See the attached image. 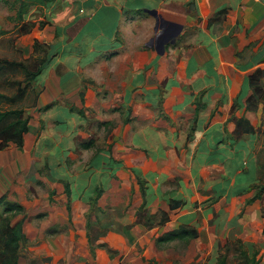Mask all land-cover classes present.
Returning <instances> with one entry per match:
<instances>
[{"label":"crops","instance_id":"crops-1","mask_svg":"<svg viewBox=\"0 0 264 264\" xmlns=\"http://www.w3.org/2000/svg\"><path fill=\"white\" fill-rule=\"evenodd\" d=\"M34 8L47 23L21 38L42 39L50 55L15 106L30 116L22 148L0 150V170L29 177L14 190L0 183V195L23 206L16 218L23 216L35 264H160L169 246L195 245L199 233L212 249L207 224L216 216L225 240L253 249L259 233L246 224L261 215L255 202L240 208L257 177V132L239 135L236 122L259 124L263 101L256 110L246 104L257 68L264 89V4L52 0ZM147 9L182 25L161 55ZM224 9L222 20L208 24ZM89 139L90 147L80 145ZM172 201L181 205L170 208ZM180 224L197 236L156 242Z\"/></svg>","mask_w":264,"mask_h":264},{"label":"rangeland","instance_id":"rangeland-1","mask_svg":"<svg viewBox=\"0 0 264 264\" xmlns=\"http://www.w3.org/2000/svg\"><path fill=\"white\" fill-rule=\"evenodd\" d=\"M0 4L2 5V9L0 10V93L10 97L16 94V90L19 85L26 83L27 78L22 67L17 65L10 66L6 62H21L28 70L31 71L39 69L43 65L42 63L48 60L50 55L48 49L49 44L44 42L42 39L37 38L34 39L32 44H29L26 43V41L23 42V40L26 39H22L21 36L31 34V32L35 29H38L37 31L42 30L47 22L44 19L40 8H29L23 15V19L18 20L15 16L18 5L17 0H0ZM22 55H26V57L23 58ZM18 56H21V58ZM33 80L34 79H29L28 84H31ZM22 100H18L14 103L0 100V108L15 107L17 104L21 103ZM24 101L27 100L25 99ZM258 115H260V117L259 124L255 128V131L257 132V143L256 148L254 149V155L259 166L258 171L260 172L262 183L264 182V100L259 105ZM15 161L17 160L15 159ZM26 172L27 171L24 170L18 172L17 175L13 173L10 177V175H7L5 171L0 170V183L2 185H7V187H9V184H12V187L9 188L14 190L16 182L18 183L25 180L26 177H29ZM3 176H6V178ZM14 182L15 184L13 186ZM26 184L27 181H24L23 186H27L28 188L29 185ZM39 185L40 182L38 184L37 181L33 187L37 188ZM25 188L26 187L19 188V190H24ZM254 204L257 206V213L261 215V208H264V199L255 201ZM241 206L242 207L239 208L241 209L242 214V212H244L249 206L244 204H241ZM93 210L95 209L90 208L89 214L93 212ZM216 212L217 209L215 206L213 216L216 215ZM217 217L218 216L209 220L207 224V232L215 234L216 245L212 249L209 250V246L207 245L208 240L204 237V235L202 236V233H199V241L196 240L195 245H188V241L187 243L180 242L169 246L171 247L169 249H172L171 253H167L162 259H160V264H168L169 262L170 264H217L216 259L219 254H224L226 256L227 264H241L236 256L234 245L230 244V246H228L225 244V239L227 237L223 234L226 230H223V227H219L220 225L217 224L216 221ZM261 217L259 216V221L250 219L246 224L248 227L247 229L250 230V232H252V230H256L259 233V237L257 238V242L253 249H248L249 254H251L254 250H258V264H264V218L262 217V219ZM234 232L235 231L231 233L234 234ZM251 236L252 235H249L248 237L250 238ZM94 252L95 251L90 248L92 259L94 258ZM18 253L20 256L18 264H35L36 259L34 252L27 248L25 244L20 245ZM29 257L31 258L30 262H28Z\"/></svg>","mask_w":264,"mask_h":264},{"label":"trees","instance_id":"trees-1","mask_svg":"<svg viewBox=\"0 0 264 264\" xmlns=\"http://www.w3.org/2000/svg\"><path fill=\"white\" fill-rule=\"evenodd\" d=\"M52 0H17L18 5L15 12V16L18 20L23 19V15L28 11L31 7H43L51 3ZM226 10L215 11L211 14L208 19V24L214 22L215 20H222L225 15ZM8 65L13 66L17 65L22 67L25 76L27 78L26 83L21 84L17 87L16 94L14 96H5L0 93V100L14 103L18 100H22L26 89L28 87V80L34 79L40 71L43 69L46 61L42 63L43 65L35 70H28L21 62L7 61ZM263 73V70L257 68L252 74L248 76L249 83L252 89L251 95L247 98L246 108L248 110H256L257 103L262 102L264 100V89L263 85L260 82V75ZM28 84V85H27ZM1 102V101H0ZM50 107V104L42 107L41 109H47ZM202 106L197 105L195 110V115L198 113ZM195 119V117H194ZM30 120V116L24 111L23 108L20 107H8V108H0V150L5 149L9 145H15L18 149H21L23 146V137L24 134L28 130V123ZM237 129H239V135L242 133H254L255 128L249 123L248 119L241 117L236 122ZM93 143L92 139L81 143L82 147H90ZM256 160V159H255ZM256 181L249 185L248 191L252 190L251 196L246 198L245 205L252 204L253 202L260 200L264 193V182L261 183V177L258 163L256 161ZM138 182L140 185L141 192H144V181L138 178ZM65 192L68 196L67 201V210L70 211V198L69 191L65 186ZM100 195V192L97 190L96 195L90 200V208L96 209V201ZM144 202V201H143ZM141 203L138 208V214L142 210ZM181 205L179 201H172L169 204L170 208L178 207ZM0 264H18L19 261V253L18 249L21 244L26 242V237L23 232L22 224H23V216L20 219H17L16 216L20 214H24V208L21 204L10 201L6 194L0 195ZM261 216L264 218V208H261ZM264 232V229H263ZM197 236V231L195 228L190 227L185 224H180L178 227L169 229L165 231L162 235H160L156 242L160 243L163 241H170L174 239H191ZM225 244L230 246V244L234 245V250L236 252V256L239 259L241 264H258L259 258L258 250L252 251L251 254L248 253V250L244 247L242 241L240 239L235 240H226ZM217 264H227L226 256L224 254H219L216 259Z\"/></svg>","mask_w":264,"mask_h":264},{"label":"water","instance_id":"water-1","mask_svg":"<svg viewBox=\"0 0 264 264\" xmlns=\"http://www.w3.org/2000/svg\"><path fill=\"white\" fill-rule=\"evenodd\" d=\"M146 12L155 19L153 46L156 52L161 55L165 51V47L168 43L175 42L176 37L182 30V25L163 18L162 15L154 9H147Z\"/></svg>","mask_w":264,"mask_h":264},{"label":"built area","instance_id":"built-area-1","mask_svg":"<svg viewBox=\"0 0 264 264\" xmlns=\"http://www.w3.org/2000/svg\"><path fill=\"white\" fill-rule=\"evenodd\" d=\"M256 1H258V2H262V3L264 4V0H256Z\"/></svg>","mask_w":264,"mask_h":264}]
</instances>
